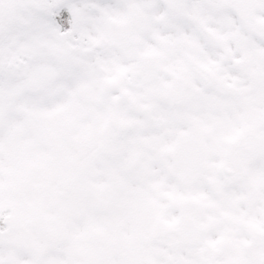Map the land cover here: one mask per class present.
<instances>
[{"label":"snow or ice","instance_id":"snow-or-ice-1","mask_svg":"<svg viewBox=\"0 0 264 264\" xmlns=\"http://www.w3.org/2000/svg\"><path fill=\"white\" fill-rule=\"evenodd\" d=\"M0 264H264V0H0Z\"/></svg>","mask_w":264,"mask_h":264}]
</instances>
